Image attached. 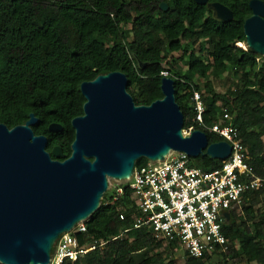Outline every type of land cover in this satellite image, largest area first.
I'll return each instance as SVG.
<instances>
[{
  "label": "trees",
  "instance_id": "16d2710c",
  "mask_svg": "<svg viewBox=\"0 0 264 264\" xmlns=\"http://www.w3.org/2000/svg\"><path fill=\"white\" fill-rule=\"evenodd\" d=\"M210 1L230 7L234 18L217 19L195 0H0V123L13 127L35 113L40 120L35 133L48 137L49 151L61 146L62 160L72 152V119L84 113L83 81L123 71L135 102L150 104L163 97L167 70L175 79L185 127L195 115L191 97L198 90L206 104L205 123L218 121L227 108L249 166L264 176V56L237 45L246 42L250 0ZM230 75L231 85L218 91L214 81ZM54 122L63 129L50 131ZM209 139L221 138L209 134ZM191 164L213 170L222 160L199 155ZM131 193L125 187L122 194H104L77 236L81 246L109 241L63 264H176L174 246L157 241L147 226L135 227ZM222 225L231 240L229 251L194 257L182 250L183 264H219L213 263L216 255L225 263L264 264V185L249 191Z\"/></svg>",
  "mask_w": 264,
  "mask_h": 264
},
{
  "label": "water",
  "instance_id": "95a60500",
  "mask_svg": "<svg viewBox=\"0 0 264 264\" xmlns=\"http://www.w3.org/2000/svg\"><path fill=\"white\" fill-rule=\"evenodd\" d=\"M207 5L217 19L234 14L222 2L195 0ZM167 9V4L162 3ZM252 14L244 22L247 46L264 56V1L250 0ZM126 73H101L81 83L84 113L72 119L75 138L65 159L61 146L47 149L49 140L36 134L39 118L31 112L24 124L0 123V262L49 264L53 246L101 203L109 176L129 178L136 160L161 159L171 151L192 157L207 154L226 159L232 146L226 140L210 143L195 130L184 135V113L177 102L175 80L162 78V98L136 104ZM63 126L51 123L50 131ZM229 218V212L225 213Z\"/></svg>",
  "mask_w": 264,
  "mask_h": 264
},
{
  "label": "built area",
  "instance_id": "2783aa9c",
  "mask_svg": "<svg viewBox=\"0 0 264 264\" xmlns=\"http://www.w3.org/2000/svg\"><path fill=\"white\" fill-rule=\"evenodd\" d=\"M192 99L197 114L193 123L183 129L185 135H191L197 125L204 123L201 93L194 91ZM223 119L228 123L204 125V131L223 137L232 146L220 167L205 170L191 166L187 153L171 151L164 160L135 167L130 178L136 226H149L157 241L168 246L177 243L192 256H202L217 246L227 250L230 239L222 229L227 220L224 213L241 207L249 191L264 185V176H257L247 162L249 156L233 123L234 116L224 109ZM122 192L123 188H119ZM75 246V238L66 235L61 239L54 256L56 263L67 256L75 260L79 252Z\"/></svg>",
  "mask_w": 264,
  "mask_h": 264
},
{
  "label": "clouds",
  "instance_id": "9594fccd",
  "mask_svg": "<svg viewBox=\"0 0 264 264\" xmlns=\"http://www.w3.org/2000/svg\"><path fill=\"white\" fill-rule=\"evenodd\" d=\"M209 2H215V1H210L209 0ZM220 2V1H219ZM168 6V5H167ZM168 8V7H167ZM240 43H242V44H244V45H239ZM237 45H239V46H241V47H243V48H247L248 46H247V43L245 42V43H243V42H238L237 43ZM249 48V47H248ZM123 72V71H122ZM164 72H166V74L164 73ZM125 73V72H124ZM162 74L164 75V77H166V76H170L169 75V72L167 71V70H164L163 72H162ZM128 77V76H127ZM172 77V76H171ZM173 78V77H172ZM174 79V78H173ZM175 80V79H174ZM86 81H88V80H86ZM81 87V86H80ZM194 91H198V90H194ZM198 92H200V91H198ZM194 93V92H193ZM201 93V92H200ZM201 95H202V93H201ZM192 97H193V95H192ZM192 97H191V104H192V106H193V109H194V112H195V115L193 116V117H195L196 116V114H197V111L195 110V108H194V105H193V99H192ZM202 98H203V95H202ZM203 101H204V99H203ZM86 102V101H85ZM137 104V103H136ZM138 105H141V104H138ZM146 105H149V104H146ZM204 105H205V110H204V112H203V121H204V123L202 124V125H197L196 126V129L195 130H201V131H203V132H205L207 135H208V137H209V134L210 135H215V134H212V133H209L207 130L206 131H204V125H211V124H208V123H205V119H204V113L206 112V104H205V102H204ZM83 107H84V105H83ZM84 109V108H83ZM224 109H226L229 113H231L227 108H222V114H221V116L219 117V120L218 121H216L215 123H217V122H219V123H228V121L226 120V119H223V113H224ZM35 114V113H34ZM232 114V113H231ZM233 115V114H232ZM234 116V115H233ZM185 117V116H184ZM193 117H188L187 118V121H190L191 123L188 125V126H190L192 123H193ZM75 118V117H74ZM40 121V120H39ZM2 123V122H1ZM55 123V122H54ZM233 123H234V120H233ZM24 124V123H23ZM60 124V123H59ZM214 124V123H213ZM50 126V125H49ZM187 126V127H188ZM187 127H185V122H184V127H183V129H186ZM63 129V128H62ZM183 129H182V131H183ZM194 130V131H195ZM184 133V132H183ZM192 134V133H191ZM45 135V134H44ZM185 135V134H184ZM216 136H219V135H216ZM221 139L220 140H225L223 137H221V136H219ZM219 140V141H220ZM209 141H210V139H209ZM227 141V140H226ZM215 142H217V141H215ZM210 143H212V142H210ZM48 147V146H47ZM171 151H176V150H171ZM170 151V152H171ZM169 152V153H170ZM176 152H183V151H176ZM168 153V154H169ZM186 153V152H185ZM167 154V155H168ZM166 155V156H167ZM189 155V154H188ZM201 155H207V154H201ZM166 156H165V158H166ZM190 156V155H189ZM211 157V156H210ZM142 158H146V157H142ZM164 158V159H165ZM191 158H192V156H190V164H191ZM140 159V158H139ZM148 161L147 162H149V161H157V160H161V159H157V160H152V159H150V158H146ZM163 159V160H164ZM215 159V158H214ZM221 160H223V159H221ZM136 162H137V160H136ZM146 162V163H147ZM146 163H143V164H146ZM143 164H140V165H143ZM140 165H137L136 163H135V167H137V166H140ZM191 166H194V165H192L191 164ZM135 167H134V169H135ZM195 167H197V166H195ZM202 168V167H201ZM134 171V170H133ZM133 174V173H132ZM132 176V175H131ZM131 176L129 177V178H126V179H117V180H120V181H125L126 183L125 184H123L122 186H120V187H117V190H116V193L117 194H122V193H119V188H123V191H124V188L125 187H129L130 188V186H129V183L131 182L130 181V178H131ZM108 178H112V177H108ZM116 179V178H115ZM131 189V188H130ZM260 189V188H259ZM106 192H108V189H107V191ZM105 192V193H106ZM132 192V191H131ZM104 193V194H105ZM115 193V194H116ZM115 194H113V195H115ZM247 195V194H246ZM246 195H245V197H246ZM103 197H104V195H103ZM103 197H102V199H103ZM244 197V198H245ZM131 198L135 201V199H134V197H133V192L131 193ZM102 199H101V202H102ZM100 205H101V203H100ZM100 207V206H99ZM95 212V211H94ZM137 212V209H136V202H135V211H134V214H133V217H134V219L136 220V222H135V227L137 228V227H140V226H136V224H137V217L135 216V213ZM226 212H229V211H226ZM225 212V213H226ZM225 213H224V215H225ZM93 214V213H92ZM121 214H124V213H121ZM229 214H230V216H229V218H227V220L225 221V222H223V223H226V222H228L229 220H230V218H231V212H229ZM89 217H91V215L89 216ZM89 217H87L86 219H84V220H81V221H79L78 223H76L75 224V226L71 229V230H69V231H66V232H63L62 234H60V236L58 237V239L56 240V242H55V244H54V246H53V250H52V253H51V257H50V262H49V264H57L56 263V260H55V258H54V256H55V252H56V249H57V247H58V244H59V242L61 241V239H63V238H65V236L66 235H68V236H71V237H73V238H75L76 239V246H75V249L77 250V251H79L78 253H77V257H76V259L75 260H72L70 257H65V259L60 263V264H63L64 262H75V261H77L81 256H83L85 253H87V252H89V251H91V250H93V249H96L97 247H100V246H103L106 242H108L109 240H104V239H101L100 241H99V243H93V244H87V245H85V246H81L80 244H79V241H78V236H77V233H79V232H83V231H85L86 230V221L89 219ZM122 218V217H121ZM82 225H84V229H81V227H82ZM141 226H147V225H141ZM147 227H149V226H147ZM150 228V227H149ZM222 229H223V225H222ZM150 230H151V232H152V229L150 228ZM224 232V231H223ZM153 234V233H152ZM225 234V233H224ZM122 235V234H121ZM121 235H119V236H116V237H113L112 239H115V238H118V237H120L121 238ZM226 235V234H225ZM227 236V235H226ZM154 237V236H153ZM228 237V236H227ZM155 238V237H154ZM229 238V237H228ZM230 239V238H229ZM161 242V241H160ZM230 242H231V240H230ZM162 243V242H161ZM163 245H165L164 243H163ZM165 246H168V245H165ZM174 247H176V246H178V244L176 243V244H174L173 245ZM229 248L227 249V250H223L222 249V247H220V246H217L214 250H212V252H205L202 256H194V257H203L206 253L207 254H213V253H215L216 251H222V252H227V251H229V249H230V243H229ZM176 251H178V250H183V251H185L183 248H181L180 246H178V247H176V248H174ZM80 250H83V251H80ZM186 252V251H185ZM187 253V252H186ZM188 255H190L189 253H187ZM190 256H192V255H190Z\"/></svg>",
  "mask_w": 264,
  "mask_h": 264
},
{
  "label": "rangeland",
  "instance_id": "374dc122",
  "mask_svg": "<svg viewBox=\"0 0 264 264\" xmlns=\"http://www.w3.org/2000/svg\"><path fill=\"white\" fill-rule=\"evenodd\" d=\"M242 45H244V44H242ZM179 55H180V53H175V57H179ZM183 67H184V69H187L186 66L183 65ZM232 81H233V77L230 75L229 78L223 77L219 81L215 80L214 83H215L218 91H225L229 87V85H231ZM125 183H126L125 181H120V180H117L115 178H109V187H108L109 194H112V195L115 194L117 187H120ZM174 259H175L176 264H183V254H182L181 250L176 251ZM213 263L231 264L230 262L225 263L222 260V258L217 256V255L213 257Z\"/></svg>",
  "mask_w": 264,
  "mask_h": 264
},
{
  "label": "bare ground",
  "instance_id": "6f19581e",
  "mask_svg": "<svg viewBox=\"0 0 264 264\" xmlns=\"http://www.w3.org/2000/svg\"><path fill=\"white\" fill-rule=\"evenodd\" d=\"M240 45H242V43H240ZM110 177V176H109ZM80 220H82V219H80Z\"/></svg>",
  "mask_w": 264,
  "mask_h": 264
}]
</instances>
